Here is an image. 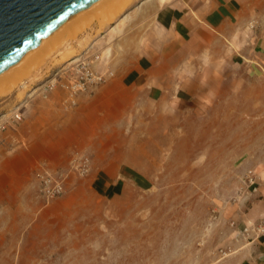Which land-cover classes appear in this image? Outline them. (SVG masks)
Returning <instances> with one entry per match:
<instances>
[{
    "label": "rangeland",
    "instance_id": "374dc122",
    "mask_svg": "<svg viewBox=\"0 0 264 264\" xmlns=\"http://www.w3.org/2000/svg\"><path fill=\"white\" fill-rule=\"evenodd\" d=\"M118 1L94 5L73 18L45 52L39 56L29 52L20 69L0 78L4 89L0 152L20 143L24 121L36 119L37 110L46 103L64 109L67 94L61 83L70 79L81 61L92 60L90 65L99 71L105 68L109 43H93ZM256 4L251 27L264 33V0ZM93 52L101 54L98 61L93 60ZM16 75L23 76L13 80ZM232 92L220 95L202 118H191L189 112L166 116L176 126L159 128L163 136L157 150L147 142L150 127H142L147 154H115L114 159L140 168L141 181L118 179L102 170L96 176L90 170L85 177L72 178L68 194L50 200L46 207V252L26 254L11 238L4 242L9 245L0 247V264H222L228 260L242 235L233 224L230 205L248 190L255 178L250 174L253 166L264 161V78L239 79ZM16 112L21 118L11 120ZM134 129L127 127L128 132Z\"/></svg>",
    "mask_w": 264,
    "mask_h": 264
},
{
    "label": "crops",
    "instance_id": "0c3cea01",
    "mask_svg": "<svg viewBox=\"0 0 264 264\" xmlns=\"http://www.w3.org/2000/svg\"><path fill=\"white\" fill-rule=\"evenodd\" d=\"M256 3L119 0L114 4L110 20L93 43H109L103 70L111 69L113 78L81 93L71 109L46 103L36 119L24 121L20 143L0 152V247L13 238L21 252H46L43 230L49 202L37 194L36 169L63 168L77 152L90 156L91 175L102 170L118 179L141 181L140 168L114 159L115 154H147L142 127H150L147 142L157 150L163 136L159 128L176 126L166 116L189 112L191 118H202L220 95L234 93L239 79L264 78V33L251 27ZM128 126L135 129L128 132ZM251 173L255 178L248 190L230 205L233 224L242 235L222 264H264V233L251 230L264 217V161Z\"/></svg>",
    "mask_w": 264,
    "mask_h": 264
},
{
    "label": "water",
    "instance_id": "95a60500",
    "mask_svg": "<svg viewBox=\"0 0 264 264\" xmlns=\"http://www.w3.org/2000/svg\"><path fill=\"white\" fill-rule=\"evenodd\" d=\"M95 0H0V70Z\"/></svg>",
    "mask_w": 264,
    "mask_h": 264
},
{
    "label": "built area",
    "instance_id": "2783aa9c",
    "mask_svg": "<svg viewBox=\"0 0 264 264\" xmlns=\"http://www.w3.org/2000/svg\"><path fill=\"white\" fill-rule=\"evenodd\" d=\"M93 60L98 61L101 54L93 52L91 54ZM89 61H81L73 75L69 80L61 83V86L66 91V98L62 102V106L65 110L70 109L77 105L78 96L92 92V89L105 83L109 79L113 78L114 72L107 68L99 71L92 68ZM54 84L46 86L44 92L46 93L48 88H51ZM21 118L20 113L13 114L11 120H19ZM91 170V158L87 154L74 153L68 160L67 165L63 168L56 170H48L38 168L33 172V176L37 181V194L44 198L46 202L62 196L69 188V183L72 178H82L88 175ZM257 233H264V217L259 220L254 228ZM246 231V229L244 230Z\"/></svg>",
    "mask_w": 264,
    "mask_h": 264
},
{
    "label": "bare ground",
    "instance_id": "6f19581e",
    "mask_svg": "<svg viewBox=\"0 0 264 264\" xmlns=\"http://www.w3.org/2000/svg\"><path fill=\"white\" fill-rule=\"evenodd\" d=\"M103 0H95L94 2H92L89 6H87L86 8H84L82 11H80L79 13H77L76 15H74L72 18H70L69 20H67L65 23H63L60 27H58L56 30H54L51 34H49L47 37H45L42 41H40L31 51H34V53H35V51H36V53H37V56H39L40 55V53H42V52H45V50L49 47V44H50V41H51V39H53L55 36H57L58 35V33L61 31V29L62 30H64L65 29V27L64 26H66L67 24H69V22L71 21V20H74L75 19V17H77V16H80V14H82V13H84V12H86V11H90V9L94 6V5H98V4H101L100 2H102ZM128 1V0H127ZM123 5V4H122ZM121 8H122V6H121ZM123 9V8H122ZM89 14V13H88ZM112 17V16H111ZM74 18V19H73ZM107 19V18H106ZM104 21H105V19H104ZM72 22V21H71ZM103 23H101V25H102ZM100 25V26H101ZM104 25V24H103ZM102 25V26H103ZM68 26V25H67ZM63 27H64V29H63ZM70 27V26H69ZM67 28V27H66ZM101 29V28H100ZM52 45V44H51ZM31 51H29V52H31ZM70 51H71V49H70ZM73 51V50H72ZM28 52V53H29ZM28 53H26L24 56H22L21 58H19L18 60H16V61H14L13 63H11L10 65H8L7 67H5L4 69H2V70H0V78L1 77H4V76H6V75H8L9 73H11L15 68H18L19 67V69H20V67H22L21 65H23V63H24V61H26V59L28 60V57L25 59V57H26V55L28 56ZM38 53H39V55H38ZM34 55H36V54H34ZM30 56H31V54H30ZM72 56V55H71ZM39 58V57H38ZM37 58V59H38ZM63 58V57H62ZM65 58H67V57H65ZM69 58V57H68ZM64 59V58H63ZM25 74V73H24ZM21 76H23V75H21ZM21 76H18V75H16V78L14 77H12L13 78V80L15 79V80H17L18 78H20ZM22 78V77H21ZM3 93H4V89L3 88H0V95L2 94L3 95Z\"/></svg>",
    "mask_w": 264,
    "mask_h": 264
}]
</instances>
